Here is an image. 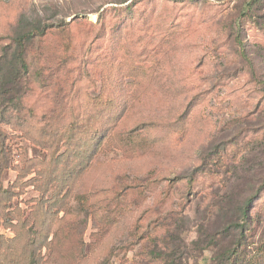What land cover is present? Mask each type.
Wrapping results in <instances>:
<instances>
[{
    "label": "rangeland",
    "instance_id": "374dc122",
    "mask_svg": "<svg viewBox=\"0 0 264 264\" xmlns=\"http://www.w3.org/2000/svg\"><path fill=\"white\" fill-rule=\"evenodd\" d=\"M251 1L0 0V264H264Z\"/></svg>",
    "mask_w": 264,
    "mask_h": 264
},
{
    "label": "trees",
    "instance_id": "16d2710c",
    "mask_svg": "<svg viewBox=\"0 0 264 264\" xmlns=\"http://www.w3.org/2000/svg\"><path fill=\"white\" fill-rule=\"evenodd\" d=\"M261 1L262 0H252L251 1V6L257 5ZM32 39H33V33L12 38V44L14 45V55H13L12 59L14 60L13 64L15 65V66L14 65L13 66H14L15 69L16 68L18 69L17 73L15 74L14 79L16 78V75H21V76L24 77L29 71V66L27 64L26 53H27V50H28V43ZM235 41H236V44H237V46L239 48V53H240L241 59L247 64L251 75L254 78H256L255 67H254L253 60L249 56V54L247 52L246 44L244 43V41L241 38L240 34L237 35ZM22 98H23V95L18 96V95L15 94L14 96H11V92L9 90L8 91H4V87H3V89H0V123H1V120L3 119V115L5 113V111H3V110H7V108H5V107L18 108L19 105H21ZM0 127H1V125H0ZM85 130L86 131H85L84 134H88V133L91 134L92 133L93 136H95V132H96L97 128L95 127V125H92L91 127L88 126ZM101 132H102V129L98 130L96 135H99ZM97 141L98 140L95 139V141L93 143L94 147L97 145V143H98ZM0 146H1L0 159H4L5 154H4L3 145H0ZM7 166H8V163H6L2 167H0V177H1L2 171L5 168H7ZM189 183H190V185H192L193 184L192 180ZM7 194H8L7 192H4L2 194L0 193V200ZM8 200H10V197L8 198ZM242 214L247 217L246 207H243ZM14 241L15 240H13L11 242H14ZM5 244L6 243H5L4 239H3V237L0 235V248L2 246H4ZM232 253L233 252L228 253L227 257L223 260L224 261L223 264H227L228 263Z\"/></svg>",
    "mask_w": 264,
    "mask_h": 264
}]
</instances>
